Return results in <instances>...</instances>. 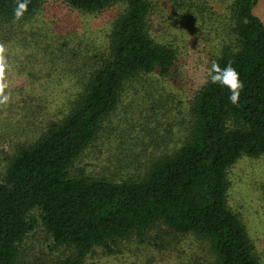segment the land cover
<instances>
[{"label": "trees", "instance_id": "trees-1", "mask_svg": "<svg viewBox=\"0 0 264 264\" xmlns=\"http://www.w3.org/2000/svg\"><path fill=\"white\" fill-rule=\"evenodd\" d=\"M43 1L30 0L16 21V0H0V28L28 21ZM59 1L88 14L115 4L123 9L111 24L100 65L77 82L62 116L20 145L6 167L0 181V264L17 263L20 244L36 226L33 211L55 246L73 250L72 264L155 229L205 241L212 264H262L240 218L226 206L229 168L242 157L264 156V29L250 14L256 0H231L229 37L215 58L239 73L244 90L238 104L230 102L226 88L205 83L190 103L181 146L142 177L120 182L87 176L74 164L117 109L125 86L140 76L167 77L176 51L151 36L149 0ZM168 1L176 9L185 5ZM189 1L198 15L208 11L203 0Z\"/></svg>", "mask_w": 264, "mask_h": 264}, {"label": "rangeland", "instance_id": "rangeland-1", "mask_svg": "<svg viewBox=\"0 0 264 264\" xmlns=\"http://www.w3.org/2000/svg\"><path fill=\"white\" fill-rule=\"evenodd\" d=\"M149 1L151 36L176 51V62L167 77L140 76L125 86L117 109L74 164L87 176L113 182L140 178L148 166L179 148L189 129L190 103L228 40L231 0H203L209 12L201 15L190 7L193 1L184 0L182 9L168 0ZM122 9L115 4L88 14L44 0L28 21L2 24L12 99L0 106V181L17 148L59 119L77 82L100 65L111 24ZM227 180L226 206L240 218L264 264V156L240 158ZM32 217L36 226L20 244L16 264H72L73 250L55 246L36 211ZM80 264H212V255L203 240L155 229L146 238L118 241L110 252L97 248Z\"/></svg>", "mask_w": 264, "mask_h": 264}, {"label": "clouds", "instance_id": "clouds-1", "mask_svg": "<svg viewBox=\"0 0 264 264\" xmlns=\"http://www.w3.org/2000/svg\"><path fill=\"white\" fill-rule=\"evenodd\" d=\"M29 3L30 0H16V7L13 10L16 21H19L28 11ZM7 53V46L0 42V106L8 105L12 99L11 93L8 91L10 88L8 73L11 70V65ZM205 82H211L226 88L230 93L229 100L233 105L238 104L240 94L244 90V83L231 62L222 68L215 60L212 61L211 67L207 70Z\"/></svg>", "mask_w": 264, "mask_h": 264}, {"label": "water", "instance_id": "water-1", "mask_svg": "<svg viewBox=\"0 0 264 264\" xmlns=\"http://www.w3.org/2000/svg\"><path fill=\"white\" fill-rule=\"evenodd\" d=\"M250 14L259 21L264 29V0H256L254 6L250 10Z\"/></svg>", "mask_w": 264, "mask_h": 264}]
</instances>
